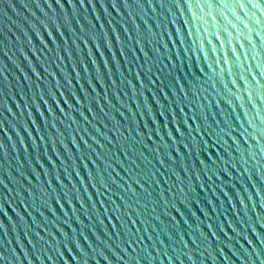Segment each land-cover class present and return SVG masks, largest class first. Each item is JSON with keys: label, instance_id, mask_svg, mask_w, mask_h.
Listing matches in <instances>:
<instances>
[{"label": "water", "instance_id": "95a60500", "mask_svg": "<svg viewBox=\"0 0 264 264\" xmlns=\"http://www.w3.org/2000/svg\"><path fill=\"white\" fill-rule=\"evenodd\" d=\"M0 264H264V0H0Z\"/></svg>", "mask_w": 264, "mask_h": 264}]
</instances>
